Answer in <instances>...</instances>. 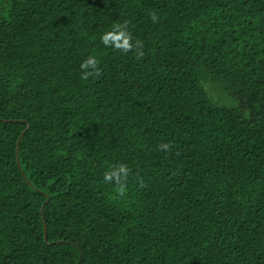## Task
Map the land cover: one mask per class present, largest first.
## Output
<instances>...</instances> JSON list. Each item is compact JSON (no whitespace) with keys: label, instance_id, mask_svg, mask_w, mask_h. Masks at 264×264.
Here are the masks:
<instances>
[{"label":"trees","instance_id":"1","mask_svg":"<svg viewBox=\"0 0 264 264\" xmlns=\"http://www.w3.org/2000/svg\"><path fill=\"white\" fill-rule=\"evenodd\" d=\"M0 264H264V0H0Z\"/></svg>","mask_w":264,"mask_h":264},{"label":"clouds","instance_id":"2","mask_svg":"<svg viewBox=\"0 0 264 264\" xmlns=\"http://www.w3.org/2000/svg\"><path fill=\"white\" fill-rule=\"evenodd\" d=\"M102 40L106 45L114 42L115 47L123 51H127L131 47L129 43V35L122 29L115 31V32L106 33L102 37ZM97 63L98 61L92 56H89L87 60L82 62L81 69L83 70V73H82L83 78H87L91 74V71L89 70H97L96 69ZM162 147L167 148L168 145L165 144V145H162ZM126 175H127V168L124 165H120L118 169H115L107 173L105 176V179L111 180L113 179V177H115L117 178V182H119Z\"/></svg>","mask_w":264,"mask_h":264},{"label":"water","instance_id":"3","mask_svg":"<svg viewBox=\"0 0 264 264\" xmlns=\"http://www.w3.org/2000/svg\"><path fill=\"white\" fill-rule=\"evenodd\" d=\"M23 133H24V131H23ZM23 133H22L21 136L19 137V139H18V143H17V160H18L19 165H20V161H19V150H20V149H19V147H20V141H21V138H22V136H23ZM24 176H25L26 180H27L29 183H31L25 174H24ZM48 201H49V196H48L46 202H48ZM44 206H45V204L42 206V208H41V212H43V210H44ZM43 219H44V226H45V236H47V224H46L45 216H44V215H43Z\"/></svg>","mask_w":264,"mask_h":264}]
</instances>
